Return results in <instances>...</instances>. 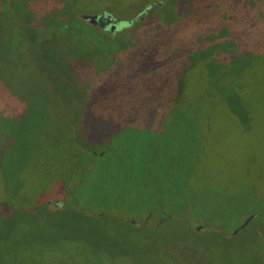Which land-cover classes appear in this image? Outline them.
Returning <instances> with one entry per match:
<instances>
[{
    "label": "trees",
    "instance_id": "trees-1",
    "mask_svg": "<svg viewBox=\"0 0 264 264\" xmlns=\"http://www.w3.org/2000/svg\"><path fill=\"white\" fill-rule=\"evenodd\" d=\"M240 1L231 8L235 4L230 0H178L177 13L169 9V2L158 6L154 2L148 8L143 4L139 13L143 20H117L113 32L108 26L88 24L79 12L65 7L56 11L54 6L36 4L18 9L16 25L21 28L16 30L24 36L11 52L0 53V96L13 93L7 75L11 73L18 94L28 98L27 106L35 100L46 103V152L51 159L66 153L81 172L75 183L64 182L73 189L85 180L95 157L113 153L111 142L118 133L129 126L143 128L142 120L153 112L169 114L179 108L193 66L207 67L225 58L230 62L242 53L264 58V0ZM16 6L13 0H0V9ZM158 20L161 27L150 29ZM46 50L55 56L38 61V52ZM104 67L109 73H95ZM22 71L30 75L24 78ZM17 97L14 106L22 107L24 101ZM60 145L65 146L63 151ZM52 201L33 211L0 210V264H27L31 251L37 255L31 264H43L47 252L55 264H198L211 246L221 248L238 237L264 247L263 213L253 214L243 230L231 235L233 230H226L225 224L195 231L184 215L168 214L161 199L150 200L141 221L88 214L65 198ZM6 204V199L0 202V209ZM235 215L229 209L211 213L223 223ZM40 222L51 231L41 232Z\"/></svg>",
    "mask_w": 264,
    "mask_h": 264
},
{
    "label": "rangeland",
    "instance_id": "rangeland-1",
    "mask_svg": "<svg viewBox=\"0 0 264 264\" xmlns=\"http://www.w3.org/2000/svg\"><path fill=\"white\" fill-rule=\"evenodd\" d=\"M13 1L16 8L0 9V53L11 52L24 36L23 31L16 30L21 28L16 25V11L36 4L135 22L143 20L139 17L143 4L148 8L154 2L156 6L169 2V9L173 7L175 13L179 8L178 0ZM230 1L235 4L231 8L242 2ZM159 20L153 21L150 29L161 27ZM36 56L42 62L55 55L46 50ZM221 60L207 67L193 66L186 76L179 108L169 114L153 112L142 120L143 128L129 126L118 133L112 138L113 153L95 157L85 180L73 189L64 182L75 183L81 172L69 163L66 153L51 159L46 152V103L32 100L27 106L26 94H18V82L8 73L13 93L0 96V202L6 199L8 203L1 213L33 211L49 200L65 198L88 214L110 213L141 221L150 200L161 199L168 214L184 215L193 228L225 224L226 230H234L250 215L264 214V58L242 53L231 57L230 62ZM103 69L95 73H109ZM39 70L44 75V70ZM28 75V71L21 72L24 78ZM16 95L23 99L22 107L14 106ZM63 148L60 145L59 150ZM225 209L236 213L232 220L223 223L211 217V213ZM196 212L205 217L197 218ZM39 228L41 232L51 231L43 222ZM224 245L211 246L199 263L264 264V247L250 239L238 237ZM47 254L43 264H55ZM36 259V252L31 251L27 264Z\"/></svg>",
    "mask_w": 264,
    "mask_h": 264
},
{
    "label": "water",
    "instance_id": "water-1",
    "mask_svg": "<svg viewBox=\"0 0 264 264\" xmlns=\"http://www.w3.org/2000/svg\"><path fill=\"white\" fill-rule=\"evenodd\" d=\"M80 18L85 20L88 24L92 26H108L109 30L113 32L116 29V23L118 22L117 20L111 18L110 15H88V14H80ZM254 215H250L240 226L235 228L232 232L231 235L237 234L239 231L243 230L248 222L253 218ZM133 222V221H132ZM201 227H196L194 228L195 231L201 230Z\"/></svg>",
    "mask_w": 264,
    "mask_h": 264
},
{
    "label": "flooded vegetation",
    "instance_id": "flooded-vegetation-1",
    "mask_svg": "<svg viewBox=\"0 0 264 264\" xmlns=\"http://www.w3.org/2000/svg\"><path fill=\"white\" fill-rule=\"evenodd\" d=\"M116 26H117V23H116Z\"/></svg>",
    "mask_w": 264,
    "mask_h": 264
}]
</instances>
